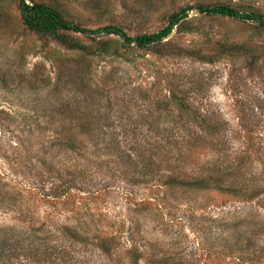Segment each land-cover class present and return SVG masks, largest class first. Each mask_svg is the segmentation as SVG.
Returning a JSON list of instances; mask_svg holds the SVG:
<instances>
[{"label": "rangeland", "instance_id": "1", "mask_svg": "<svg viewBox=\"0 0 264 264\" xmlns=\"http://www.w3.org/2000/svg\"><path fill=\"white\" fill-rule=\"evenodd\" d=\"M42 1L131 37L198 4L264 14V0ZM185 23L166 43L178 57L82 60L25 33L16 1L0 0V264H134L133 251L138 264H264V32L196 11ZM219 43L253 46V57L220 54ZM170 93L183 110L166 104ZM119 149L142 154L137 169L116 163ZM49 167L78 174L82 191L42 199ZM170 178L209 188H169ZM100 233L115 239L110 255L96 247Z\"/></svg>", "mask_w": 264, "mask_h": 264}, {"label": "trees", "instance_id": "2", "mask_svg": "<svg viewBox=\"0 0 264 264\" xmlns=\"http://www.w3.org/2000/svg\"><path fill=\"white\" fill-rule=\"evenodd\" d=\"M18 7V13L20 17L21 24L24 28L25 33L35 36L39 41L44 43H54L55 45L61 47L65 51L76 52L82 60L87 59L89 57H99L103 54L108 55L114 59H121L122 61L130 63L129 54L133 49L140 51H151V53L155 56L160 57H169L172 55L178 57V55L173 54L171 51V46H168L167 39L172 34L174 29L178 30L184 25H186V21L188 19L189 13L192 11H196V13L203 17H217L223 19H230L233 21L245 23V24H255L256 27L264 32V14L257 13L254 11L245 12L239 8L228 6V5H205L198 4L194 7H186L180 9L176 13L171 14L168 17L166 25L160 29L159 31L152 34H142L131 37L128 35L122 28L117 26H105L97 29H87L80 26L77 23L69 21L66 19L61 10L56 6L52 5L50 2L42 1V0H15ZM73 36H82L87 39L90 43L83 44L78 39H75ZM114 38V39H111ZM218 49L220 50V54H245V56L253 57V46H248L247 44H228V43H219ZM219 54V56H220ZM189 56L193 59H198L199 61L206 63H214L219 58L217 55H205L200 51H195L189 53ZM175 101V102H173ZM182 100L176 99L174 94L170 93V97L167 99V105L176 104L181 110L185 108ZM212 126H206L208 132L207 138L210 136H215L216 131L212 130L215 128ZM85 126L90 127L91 124L85 123L81 126L84 128ZM214 135H210V134ZM65 141H74L73 136L64 137ZM73 138V139H72ZM104 138V136H103ZM64 140V139H62ZM201 140H204V136L201 137ZM117 145L120 144L117 140L114 141ZM203 143V142H202ZM72 150L78 151L72 145H69ZM118 146V145H117ZM196 148V147H195ZM114 151L115 148H112ZM191 151L190 153H192ZM78 153H81L78 151ZM118 159L116 163L124 168L125 166H129L130 163L133 164L135 169H137V162L133 158L134 155L128 151H119L116 153ZM142 154H136L134 157H140ZM141 158V157H140ZM143 158V157H142ZM144 159V158H143ZM138 161V160H137ZM125 169V168H124ZM47 178L41 179L40 184L42 195L40 197L45 200L57 201L61 198L66 197L71 190L79 188L82 191V187L80 186L83 182L77 183L75 181V177L78 179L80 176L78 174H74L67 171L66 173H59L55 171L53 167H49L47 169ZM142 170V169H141ZM80 173V171H79ZM140 176H145V174L140 173ZM146 178V177H145ZM144 178V179H145ZM210 183L215 182L218 184V189L221 186H225L228 191H231L232 188L227 185L228 182L224 178L215 179L209 176ZM142 180V179H141ZM143 183L146 182L140 181ZM209 183V184H210ZM110 184V183H109ZM106 186L102 192L110 194L111 186ZM166 185L169 188H200L207 189L209 187L207 181H193V183H186L184 181H178L175 178H170ZM105 191V192H104ZM225 192V191H224ZM227 192V191H226ZM98 194V192L96 193ZM253 197V194H252ZM137 205V204H136ZM101 235L97 236L95 240L97 241L96 247L103 254L110 255L113 252V248L115 247L114 242L115 239L109 237L106 233H100ZM86 242H83L84 244ZM135 259L134 264H138V259L141 258V255H137L135 251H133ZM139 254V253H138ZM261 254L258 255V257ZM166 260L161 258H153L151 264H168L165 263ZM171 264H178L171 263ZM184 264V263H182Z\"/></svg>", "mask_w": 264, "mask_h": 264}]
</instances>
